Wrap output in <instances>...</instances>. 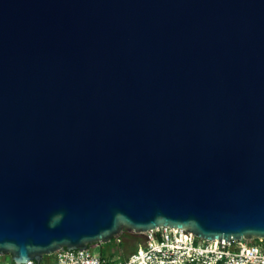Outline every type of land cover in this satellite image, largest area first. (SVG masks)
Masks as SVG:
<instances>
[{
	"label": "water",
	"instance_id": "1",
	"mask_svg": "<svg viewBox=\"0 0 264 264\" xmlns=\"http://www.w3.org/2000/svg\"><path fill=\"white\" fill-rule=\"evenodd\" d=\"M162 225L264 238V0H0V255Z\"/></svg>",
	"mask_w": 264,
	"mask_h": 264
},
{
	"label": "built area",
	"instance_id": "2",
	"mask_svg": "<svg viewBox=\"0 0 264 264\" xmlns=\"http://www.w3.org/2000/svg\"><path fill=\"white\" fill-rule=\"evenodd\" d=\"M45 256L40 261L13 263L0 255V264H264V238L231 237L218 241L197 237L182 227L162 225L144 231L136 248L119 259L91 247L57 249Z\"/></svg>",
	"mask_w": 264,
	"mask_h": 264
},
{
	"label": "rangeland",
	"instance_id": "3",
	"mask_svg": "<svg viewBox=\"0 0 264 264\" xmlns=\"http://www.w3.org/2000/svg\"><path fill=\"white\" fill-rule=\"evenodd\" d=\"M140 237L141 234L123 231L119 236V242L112 239L101 247L103 254L112 259H119L136 248L140 243ZM90 247L95 252H99L101 249L98 244H92ZM6 261L10 262V259L6 257Z\"/></svg>",
	"mask_w": 264,
	"mask_h": 264
},
{
	"label": "trees",
	"instance_id": "4",
	"mask_svg": "<svg viewBox=\"0 0 264 264\" xmlns=\"http://www.w3.org/2000/svg\"><path fill=\"white\" fill-rule=\"evenodd\" d=\"M104 244H106V243H100V244H98V246L101 248ZM90 247V246H89ZM101 254H103V251H102V248L100 249V251H99ZM6 257H8V256H3V259L4 260H6ZM46 256L44 255L43 256V258H45ZM9 258V257H8ZM10 262H12L11 260H10Z\"/></svg>",
	"mask_w": 264,
	"mask_h": 264
}]
</instances>
